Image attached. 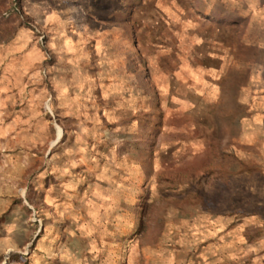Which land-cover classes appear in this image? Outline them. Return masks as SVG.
Wrapping results in <instances>:
<instances>
[{"label": "rangeland", "instance_id": "1", "mask_svg": "<svg viewBox=\"0 0 264 264\" xmlns=\"http://www.w3.org/2000/svg\"><path fill=\"white\" fill-rule=\"evenodd\" d=\"M0 264H264V0H0Z\"/></svg>", "mask_w": 264, "mask_h": 264}, {"label": "bare ground", "instance_id": "2", "mask_svg": "<svg viewBox=\"0 0 264 264\" xmlns=\"http://www.w3.org/2000/svg\"><path fill=\"white\" fill-rule=\"evenodd\" d=\"M59 136H60V133H59Z\"/></svg>", "mask_w": 264, "mask_h": 264}]
</instances>
